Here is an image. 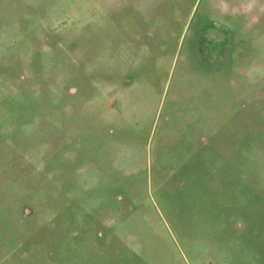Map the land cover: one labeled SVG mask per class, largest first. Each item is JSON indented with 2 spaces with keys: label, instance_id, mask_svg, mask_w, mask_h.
I'll use <instances>...</instances> for the list:
<instances>
[{
  "label": "rangeland",
  "instance_id": "rangeland-1",
  "mask_svg": "<svg viewBox=\"0 0 264 264\" xmlns=\"http://www.w3.org/2000/svg\"><path fill=\"white\" fill-rule=\"evenodd\" d=\"M0 264H264V0H0Z\"/></svg>",
  "mask_w": 264,
  "mask_h": 264
}]
</instances>
